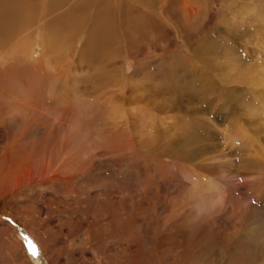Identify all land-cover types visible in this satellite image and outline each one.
<instances>
[{
    "label": "rangeland",
    "instance_id": "374dc122",
    "mask_svg": "<svg viewBox=\"0 0 264 264\" xmlns=\"http://www.w3.org/2000/svg\"><path fill=\"white\" fill-rule=\"evenodd\" d=\"M100 1L3 27L0 264H264V0Z\"/></svg>",
    "mask_w": 264,
    "mask_h": 264
},
{
    "label": "bare ground",
    "instance_id": "6f19581e",
    "mask_svg": "<svg viewBox=\"0 0 264 264\" xmlns=\"http://www.w3.org/2000/svg\"><path fill=\"white\" fill-rule=\"evenodd\" d=\"M49 5L48 7H51L52 8V13L53 12H57L55 13V15H53V18L52 20H48V19H45L43 20V26L45 27H51V24H54V23H58L60 21H64L63 25L61 27H58L56 30H51L52 32L50 33V36L49 38H53L54 36H59L60 34L62 35H65L66 34V29L69 31V30H75V28L77 27L78 29H81L78 27V23H77V20L75 21V18L76 16L80 13L79 10H87V5L89 3V0H80V2L78 3H74L75 0H71V2L69 0H47ZM77 1V0H76ZM94 3L93 4H96L97 3V6H98V11L96 13V16H97V22L95 24V26L92 28V31L91 33L89 34V37H90V44L92 43V45H94L96 42L98 41H101L102 44L108 42L114 35H115V31L111 30V28L109 27L110 26V23H109V18H108V14L106 13V15H103L101 16V12L99 10V7L100 5L102 4V2L100 0H93ZM39 3H40V0H0V46H4L7 42H9L10 39H13V37L15 35L12 34L13 37H10V39H6V37L1 34L3 30V27L6 25V29L7 28H10L14 25H16L17 23L19 24V27H20V24H22L23 22L19 23V20H24V19H21V11H26L27 9L30 10L31 8H33L36 4H38L39 6ZM91 4V3H90ZM89 4V5H90ZM45 5V3H44ZM105 4H103L104 6ZM37 6V5H36ZM47 6V5H46ZM48 7L45 8V10H43V14L44 16H49V10H48ZM65 10H62L63 8H65ZM30 8V9H29ZM37 8V7H36ZM40 8V7H39ZM102 8V7H101ZM34 9V8H33ZM42 9V8H41ZM62 11L61 14L59 13L58 14V11ZM67 10H72V13H71V16H68V14H66ZM88 11V10H87ZM38 11L37 10H34L33 14H36ZM41 12V11H40ZM24 13V12H23ZM22 14V13H21ZM25 14V13H24ZM32 14V13H31ZM41 14V13H40ZM65 14L68 16V17H65ZM82 14V13H80ZM20 15V16H19ZM27 15V14H25ZM39 15V13H38ZM28 16V15H27ZM79 16V15H78ZM35 17V15L33 16ZM33 17H27L29 19H33ZM38 17V16H37ZM102 17H105V18H102ZM26 18V17H25ZM26 18V19H27ZM66 18V19H65ZM41 19H44V18H41ZM25 21V20H24ZM27 21V20H26ZM34 22V21H33ZM133 22V21H132ZM26 23V22H25ZM29 25H30V21L28 22ZM35 23V22H34ZM130 23V22H129ZM24 25V24H22ZM27 25V24H26ZM17 26V25H16ZM18 27V28H19ZM26 27V26H25ZM45 27V28H46ZM14 28V27H13ZM12 28V29H13ZM24 27H22L23 29ZM52 28V27H51ZM49 28V29H51ZM16 29V27H15ZM21 29V27H20ZM26 29V28H25ZM47 29V28H46ZM10 30V29H9ZM8 30V31H9ZM17 30V29H16ZM14 30V31H16ZM77 30V29H76ZM13 31V30H12ZM7 32V30H6ZM11 32V31H10ZM87 33V32H86ZM11 35V33H10ZM17 35V33H16ZM1 37H3L4 39H1ZM46 38V36H45ZM8 40V41H6ZM57 40V37L56 39ZM46 41V40H45ZM6 42V43H5ZM89 44V42H88ZM104 46V45H103ZM82 51V50H81ZM81 53V52H80ZM98 53V50L95 51L93 54L96 56ZM32 57V56H31ZM110 202V201H109ZM26 209V208H25ZM29 210V209H28ZM27 209L25 211H28ZM37 219V218H36ZM35 219V220H36ZM173 231V230H172ZM173 242V241H172ZM176 242V241H175ZM174 242V243H175ZM177 243V242H176ZM177 247V246H175ZM192 247V246H191ZM176 249V248H175ZM192 249V248H191ZM204 249H207L205 252L208 253L209 255L208 256H205L206 257V261L208 262H204L206 264H209L211 261V252L210 250H208L207 246L204 247ZM169 250V249H168ZM187 250V249H186ZM170 251V250H169ZM131 252V251H130ZM163 252V250H162ZM203 251H201L200 253H198V249L197 250H193V253L191 254L190 256V260H189V263L188 264H191L193 262H195V264H204L203 263V260L201 259V256L200 254H202ZM178 253V252H176ZM175 253V254H176ZM190 253V252H188ZM130 254V253H128ZM133 254V253H132ZM240 254V253H239ZM190 255V254H188ZM238 255V253H237ZM132 256H135V255H132ZM177 256V254H176ZM236 257V256H235ZM248 260H251L252 258H250V254L246 255L245 256ZM233 253L231 254V257H230V260L228 261L230 264H232V261H233ZM238 259V258H237ZM130 260V259H129ZM131 261V260H130ZM181 261V260H180ZM225 262V261H224ZM227 262V263H228ZM226 262L224 264H227ZM176 264V263H175ZM180 264H183V262H181Z\"/></svg>",
    "mask_w": 264,
    "mask_h": 264
},
{
    "label": "snow or ice",
    "instance_id": "6c2138e0",
    "mask_svg": "<svg viewBox=\"0 0 264 264\" xmlns=\"http://www.w3.org/2000/svg\"><path fill=\"white\" fill-rule=\"evenodd\" d=\"M29 247L31 248L32 252L35 253V246L30 243Z\"/></svg>",
    "mask_w": 264,
    "mask_h": 264
}]
</instances>
